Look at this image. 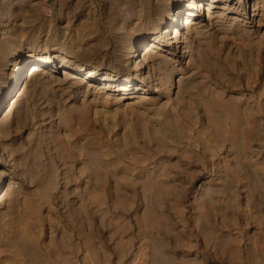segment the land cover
Listing matches in <instances>:
<instances>
[{
  "label": "rangeland",
  "instance_id": "374dc122",
  "mask_svg": "<svg viewBox=\"0 0 264 264\" xmlns=\"http://www.w3.org/2000/svg\"><path fill=\"white\" fill-rule=\"evenodd\" d=\"M256 1L251 23L213 9L189 60L162 43L133 65L192 0H0V264H264ZM53 56L111 87L85 92L51 61L4 120L14 64ZM127 80L143 90L121 101Z\"/></svg>",
  "mask_w": 264,
  "mask_h": 264
},
{
  "label": "bare ground",
  "instance_id": "6f19581e",
  "mask_svg": "<svg viewBox=\"0 0 264 264\" xmlns=\"http://www.w3.org/2000/svg\"><path fill=\"white\" fill-rule=\"evenodd\" d=\"M192 1L193 2L191 3L190 7H188V9H185L184 12H177L174 15L173 21L165 27L162 35L158 36L156 34H151L152 36L148 37V41L145 42L142 46L144 47L142 49V53L137 54L136 50V52L132 51L130 53V62L133 65H139L140 61H146L149 55H158V49H161L162 43L166 44V46L171 47L167 48V51L170 52L172 56L174 55L173 57L175 59L180 60V62H185L186 60H189L187 59L189 58L188 55H186L185 53V49L188 48L186 35H189L191 32H194L195 30L200 28L203 23L209 22L214 15L213 9L215 8H219L216 13H220L221 15L229 13V11L233 12V16H231L230 19L234 22L241 20L243 22L251 23L258 15L257 6L259 4L257 5L258 2L256 0H246L244 3L238 2L237 0H221V5L219 7H216L217 0ZM51 61L54 62L53 65L56 64L58 65V67H62V73H71L70 75L69 73L67 75H64V81L68 79H77L75 80V84H79L81 87L84 88L83 90L88 89L89 91L92 87H94L95 89V85H97V88L99 90L105 91L108 87H111L110 83L113 82L108 79L107 75H105V77H103L102 79L99 78V76L97 75L98 72L95 69H84V67L81 65H74V63L71 62L72 60H60V58L57 56H53L51 57V59L37 57L34 59L32 58L30 60H22V63L16 62L14 64V73L10 78V88L7 94V96L13 99L10 101V107L5 110L6 112L4 111V120L5 117L10 115L14 103L16 104L22 96L27 95L38 84V82L42 81V78H44L45 76V69L51 66L53 67ZM72 75H76V77H73ZM20 83H23L25 90L24 93L22 90V93H20L21 91L18 89ZM116 85L117 86L114 88V91L125 92L132 90L137 91L138 89L143 90V88L141 89L139 88V86H137L138 88L136 87L134 89L135 85L132 83L131 80H127L123 83ZM92 91L93 89L91 90V92ZM123 95L124 96L120 98L121 101L126 100L127 97L131 98V92H125ZM12 190L13 186L10 182L7 188L4 189L0 200L2 199V197L10 198L12 196Z\"/></svg>",
  "mask_w": 264,
  "mask_h": 264
}]
</instances>
